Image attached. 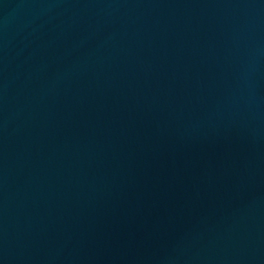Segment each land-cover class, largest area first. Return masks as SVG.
<instances>
[{
	"label": "water",
	"instance_id": "95a60500",
	"mask_svg": "<svg viewBox=\"0 0 264 264\" xmlns=\"http://www.w3.org/2000/svg\"><path fill=\"white\" fill-rule=\"evenodd\" d=\"M0 264H264V0H0Z\"/></svg>",
	"mask_w": 264,
	"mask_h": 264
}]
</instances>
